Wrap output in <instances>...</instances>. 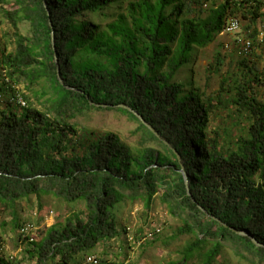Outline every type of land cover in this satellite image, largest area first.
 Instances as JSON below:
<instances>
[{"label": "trees", "instance_id": "trees-1", "mask_svg": "<svg viewBox=\"0 0 264 264\" xmlns=\"http://www.w3.org/2000/svg\"><path fill=\"white\" fill-rule=\"evenodd\" d=\"M237 15L247 21L253 47L235 72L209 97L175 81L191 52L213 43L225 19ZM3 16L15 50L0 54V208L11 216L0 227L19 231L26 223L17 203L31 196L81 202L84 211L25 242V258L5 257L0 234V264H82L99 244L127 233L117 228L116 205L140 199L149 210L159 191L171 210L185 215L179 233L194 235L172 264L194 258L216 264L227 244L264 263V64L249 59L259 58L256 49L264 45L255 29L264 19L262 2L13 0ZM21 22L29 25L28 36L20 33ZM17 93L26 107L15 102ZM45 96L40 109L33 105ZM110 110L138 123L137 147L76 121ZM225 111L239 127L234 138L211 127Z\"/></svg>", "mask_w": 264, "mask_h": 264}, {"label": "rangeland", "instance_id": "rangeland-1", "mask_svg": "<svg viewBox=\"0 0 264 264\" xmlns=\"http://www.w3.org/2000/svg\"><path fill=\"white\" fill-rule=\"evenodd\" d=\"M218 2L220 0H217ZM13 0H4L0 3V44L6 53L15 50V43L12 37L11 27L3 16V11L12 10ZM241 21L242 32L246 35L243 26L247 21L242 20L241 15H237ZM103 24L106 21H102ZM29 25L26 22L19 23L20 33L24 36L30 34ZM255 29L260 32L264 30V19L258 21ZM234 37L218 35L215 41L204 48L196 49L189 56V61L185 64L175 76V81L183 83L186 89H198L205 97L212 96L220 86L222 77L227 74H233L236 69V63L240 59L233 51ZM263 42V41H262ZM262 42H259L262 44ZM225 45L230 49L226 50ZM255 56L249 59L257 63L260 67L264 64V45L258 46ZM217 59L221 61L219 72H215ZM21 91L24 88L21 86ZM39 88V87H37ZM261 90V97L263 89ZM40 93V92H39ZM46 96L37 102L32 100L33 105L41 108ZM79 127H88L100 131H111L118 134L131 147H137L141 133L137 132L138 123L131 120L128 116L123 115L116 110L110 111H92L84 117L76 119ZM227 129L229 136L234 138L238 135L239 127L227 118V111L222 112L217 117L211 119V127ZM154 144V143H153ZM162 192L156 194L149 210H146L140 199L125 200L115 206L113 214L119 231L127 228L130 236L141 234L143 237L147 231L159 228L160 233L156 239L143 240L140 242L130 243L127 241V233L120 232V236L112 241L99 244L90 255H95L106 264H172L181 259V252L193 239V234L182 233L185 215L177 209L171 210V203L162 200ZM39 205H41L39 207ZM17 213L20 222L31 224L36 229L35 240L45 235V232L71 217L73 213L84 211L83 203L67 205L52 196H44L39 201L31 196L27 200L17 203ZM175 212V213H174ZM11 216L9 212L0 208V225L2 222L9 223ZM152 231V230H151ZM150 231V232H151ZM0 234L3 240V255L5 257L25 258V249L27 243L20 242L18 231H12L10 226L2 229ZM135 241V240H134ZM241 253V252H240ZM89 255V254H88ZM85 264L84 258L81 261ZM24 264H29L25 262ZM187 264H199V260L194 258ZM216 264H264L257 259L251 260L250 255L245 252L238 254L232 246L224 248L222 254L217 258Z\"/></svg>", "mask_w": 264, "mask_h": 264}, {"label": "built area", "instance_id": "built-area-1", "mask_svg": "<svg viewBox=\"0 0 264 264\" xmlns=\"http://www.w3.org/2000/svg\"><path fill=\"white\" fill-rule=\"evenodd\" d=\"M237 3H241L245 0H234ZM264 5V0H259ZM221 35L226 36H232L234 37V48L233 51H235V54L237 57H245L249 55V53L252 50L253 42L251 39L247 36V34H243L242 32V26L241 21L237 16H229L225 19L223 28L220 32ZM219 34V35H220ZM1 40V38H0ZM256 41L262 42L264 41V30L258 32V35L256 37ZM224 48L226 50L230 49L229 45H225ZM0 54H1V44H0ZM1 58V55H0ZM15 102L21 106L26 107L27 102L25 99L20 95V93H17L15 96ZM129 229L127 228V231ZM152 230V231H151ZM150 231H147L146 234L142 237L144 240L152 239L154 236L158 235L160 233L159 228L151 229ZM126 231V232H127ZM36 236V229L33 228L31 224H24L20 227L18 231V237L21 242H32L35 241ZM134 235L130 236V234L127 233V241L130 243H134ZM142 239V240H143ZM140 242V240L138 241ZM135 244V243H134ZM85 264H100V260L95 255H87L85 257Z\"/></svg>", "mask_w": 264, "mask_h": 264}, {"label": "water", "instance_id": "water-1", "mask_svg": "<svg viewBox=\"0 0 264 264\" xmlns=\"http://www.w3.org/2000/svg\"><path fill=\"white\" fill-rule=\"evenodd\" d=\"M51 43H52V47H53V50H54V52H55V46H54V33L52 32V41H51ZM55 63H56V65H58V61H57V58L55 57ZM57 75H58V79H59V82H60V84L61 85H63V82H62V79H61V77H60V74H59V68H57ZM68 89H69V87H67ZM102 107H105V106H103V105H101ZM117 107H120V108H123V109H127L128 111H130V112H132L135 116H136V118L143 124V125H145L160 141H162L165 145H167V146H169V144L167 143V142H165L160 136H159V134L149 125V124H147L144 120H143V118L139 115V114H137V113H135V112H133L129 107H127V106H125V105H119V106H117ZM178 157V160H179V156H177ZM180 163V162H179ZM180 166H181V169L179 170V172L182 174V176H183V179H184V183H185V185H186V189H187V191H188V195H190V193H189V189H188V182H187V175H186V172H185V170H184V168H183V166H182V164L180 163ZM241 234V233H240ZM254 241V243H256L255 242V240H253Z\"/></svg>", "mask_w": 264, "mask_h": 264}]
</instances>
